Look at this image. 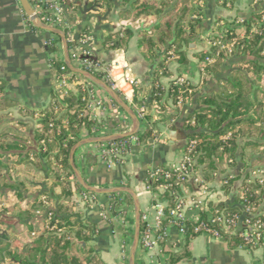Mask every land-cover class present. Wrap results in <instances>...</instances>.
Wrapping results in <instances>:
<instances>
[{
  "label": "trees",
  "instance_id": "obj_1",
  "mask_svg": "<svg viewBox=\"0 0 264 264\" xmlns=\"http://www.w3.org/2000/svg\"><path fill=\"white\" fill-rule=\"evenodd\" d=\"M67 1L68 4H66V0L56 2L41 0V4H39L37 0H27L31 6L39 4L38 6H41L40 17L45 18L50 16V8L53 5L63 6L61 23L58 25L52 23L51 25L53 29L62 32L69 61L74 64V54H77V49L79 51V44L78 40L70 38V34L73 12L78 7V0L77 2L76 0ZM167 1L171 2L168 5L170 13L175 12L177 7H181L178 15L170 22H161L156 27V32L142 34L138 41L139 47L142 48L141 51L147 59L157 58V51L161 56L152 72L146 106L138 98L140 88H134L132 103L138 108L144 107L145 112L143 117L136 116L141 128L133 137L139 145H144L149 140L156 141L158 132L155 129L152 112L167 127H171L169 123L173 119L172 111H178L181 105L193 103L194 108L185 119V123H187L185 130L187 131V141L194 140L196 143L195 171L201 169L206 176V181L203 180L205 183L211 182L219 174H225L223 179L227 181V184L220 187L225 195L232 194V189H236V194H232L233 202L229 206H225L224 203L209 205L208 212H200V219L203 220L217 210L238 212L240 205L245 203L263 210L261 207L264 204V175L260 179H252L250 173L257 170L264 172V21L262 20L264 9L251 14L248 19L238 20L236 26L229 24L228 27L223 28L225 33L222 40L236 39L231 53H228V50H221L217 45V37L213 36V33L219 30L217 24L221 19L214 18L207 37L209 41L207 50H202L194 57L198 60L200 74L204 75L203 82L216 76L225 61L230 62L232 71L226 81L218 82L223 86L220 88L219 85L217 92L207 93L202 92L199 90V86H193L188 81L182 83L173 81L166 89L159 83L160 77L169 76L167 71L169 61L174 60L179 64L187 63L183 48L196 37V28L199 27L201 30L202 23L206 20L198 11L199 6H196L198 0ZM122 2L131 4L135 12L133 16L135 19L141 16L148 17L157 12L155 0H122ZM90 5L88 4V6ZM106 5L107 7L111 6L109 3ZM193 15H195L194 19L191 18ZM23 16L31 31L38 30L26 15ZM253 27L254 31H252ZM238 29L243 32V38H239ZM49 34L53 41L49 46H46V49L48 53L55 55L49 60V74L52 82L50 101L42 109L28 112L25 110L23 113L31 117L34 116L36 119L32 137L25 139L32 143L34 149H28V146L22 143L20 137L17 136L10 142L11 144H5L6 140L2 139L0 157H5L7 153L17 156L19 164L28 161L29 156L32 157L33 168L46 172V177L52 182V187L59 186L61 190L54 200L52 198L47 200V206L40 216L32 214V216L23 218L24 213L9 216L3 212L0 214V224L11 228L13 223L21 222L28 230L37 224L54 226L55 229L52 233L42 234L30 244L19 246L15 250L11 249L8 243L1 244V239H6L3 234L0 236V260L7 258L12 264H103L96 254L95 246L90 245L93 237L97 235L95 226L83 220L80 213L75 212L73 201H71L73 193L70 187L72 184L80 192L89 194L93 199L88 202L87 207H91L95 195L84 191L74 178L69 163V154L72 148L82 140L84 132L91 137L99 131L98 129H101L99 124L90 118L91 114L86 103L87 91L93 88L94 84L85 81L78 73L68 69L64 61L56 56L61 53L58 45L62 41V37L54 33ZM81 34L87 33L82 32ZM131 36L130 30L122 29L118 33L105 36L103 46L110 50H119L126 46ZM206 58L213 59V62L206 63ZM62 66H65V73L69 75V81L75 83V95H63L56 91L55 81L62 75L60 72ZM88 73L109 87L112 86L104 74L91 70ZM3 91L4 84L0 81V113L15 106L3 97ZM111 104L115 105L113 102ZM19 111L21 112L20 109ZM0 117H4V115L0 114ZM4 122H1L0 126ZM125 131L126 128L118 117L107 116L105 118L104 135L123 134ZM3 136L5 135L3 134ZM128 140L129 138L125 137L110 142H128ZM42 142L44 144H41ZM128 149L127 146L124 154ZM245 156H247L246 160ZM236 157H239L240 162L243 163L238 175L232 174L237 166ZM159 169L161 170L159 177L150 180L148 173L145 180L146 188L153 195L152 204L156 203V199L166 201L164 216L155 236L164 256V264H177L190 258L191 240L201 234L194 231L196 225L192 222H180L170 216V210L175 206L176 196H181L186 188H191L190 184L186 183L180 187L182 183L177 180L178 173L168 171L166 167ZM231 171L232 173H229ZM165 174H168V178L163 177ZM4 179L7 186L4 191L0 192V196L12 195L15 200H21L23 203H27L26 205H32L33 208L40 205L39 197L25 202L22 183L17 184L11 178ZM249 179L251 181L247 184ZM159 187H165L161 195L157 193ZM23 211L27 212V210ZM257 219L264 222V217L261 216H255L252 221ZM171 225L182 237L181 247L176 253L165 250L167 242L165 230ZM142 232H144V225L141 223L139 236ZM261 232L260 244L264 241V227ZM222 235L230 249L240 247L252 252L256 248L246 245L237 236Z\"/></svg>",
  "mask_w": 264,
  "mask_h": 264
},
{
  "label": "crops",
  "instance_id": "obj_2",
  "mask_svg": "<svg viewBox=\"0 0 264 264\" xmlns=\"http://www.w3.org/2000/svg\"><path fill=\"white\" fill-rule=\"evenodd\" d=\"M236 2L238 4L235 7L226 9L221 6L220 0L197 1L198 11L206 20L203 21L201 30L199 27L196 28V37L183 48L187 63L179 64L174 60L167 63L169 76L159 79L163 88H168L173 81L181 80L188 81L193 86H199V90L207 93L217 92L219 85L220 88L223 86L218 82L226 81L232 71L230 62L223 63L221 71L216 76L209 77L210 79L203 82L204 75L200 74L198 60L194 55L205 50L203 39L210 21L215 17L229 21L236 17L248 19L257 11L254 0H236ZM68 3L66 0V4ZM106 3L111 6L107 7ZM155 3L157 4L155 14L135 19L131 4L123 3L122 0H78V7L73 12L75 23L71 22L70 38L77 41L82 32L88 34L91 38L88 48L95 58L109 66L112 89L135 116L141 107L138 108L132 103L134 88H140L138 98L146 106L152 72L161 56L157 51V58L147 59L138 41L142 34L156 32L155 29L161 22L172 21L181 10L179 6L175 12L170 13L168 5L171 2L167 0H155ZM88 4L91 5L88 6ZM23 15L25 14L19 0H0V81L4 84L3 97L15 105L3 112L5 122L0 126V133L5 135L3 136V140H6L5 144H11L10 142L17 135L28 149H34L32 143L25 139L32 137L36 119L34 116L23 113L25 110L28 112L42 109L50 101L52 82L49 74L50 56L46 49V42L51 35L40 29L31 31ZM122 29L130 30L132 35L126 46L119 50L105 48L103 46L105 36L118 33ZM61 46L63 48V44ZM71 66L74 67L76 64ZM75 92L73 85L68 95H75ZM117 108L124 117L128 118L126 122L130 125L129 132H131L134 129L133 121L122 109ZM193 108L192 103L181 105L178 111H172L173 119L169 123L171 127H167L152 112L155 129L158 132L157 140H149L144 145H132L125 154L116 156L110 167L99 162L96 156L98 147L104 143L84 144L76 150L78 152H75L73 162L81 178L90 188L106 191L105 194L90 192L95 195L94 202L81 214L83 220L95 226L97 235L93 237L90 245L95 246L96 254L103 264H164V256L157 243L152 249L144 250L138 240L137 247L134 253L132 252L136 211L138 210L139 213L140 224H143L142 216L146 215L148 223L155 227L152 218L153 195L146 188L145 180L150 171L169 167L178 162L187 142L185 119L191 114ZM91 137L84 132L82 140ZM5 158L10 164L14 159H19L8 153ZM28 159L32 161V157L29 156ZM235 161L237 166L233 173L232 171L229 173L238 175L243 163L240 162L239 157H236ZM38 172L41 174L39 178L41 177L43 183L50 181L46 179L44 171ZM197 172L200 177L202 176L201 179L206 181V176L201 169ZM224 175L219 174L207 183L211 206L218 203L229 206L233 202L232 194L225 195L220 189V182ZM4 176L6 179L9 178V174ZM74 178L76 179L75 175ZM41 185L44 186V184ZM70 187L73 193L71 201L77 208L75 212L81 213L80 191L72 184ZM162 192L161 189H157L158 194L161 195ZM183 196L188 197L185 194ZM183 215L192 219L196 212L187 205ZM13 227L15 225L9 229ZM165 235L167 236L165 250L178 252L181 247V234L171 225L166 228ZM177 264H264V241L249 252L240 247L230 249L224 240L199 235L191 240L190 258Z\"/></svg>",
  "mask_w": 264,
  "mask_h": 264
},
{
  "label": "built area",
  "instance_id": "obj_3",
  "mask_svg": "<svg viewBox=\"0 0 264 264\" xmlns=\"http://www.w3.org/2000/svg\"><path fill=\"white\" fill-rule=\"evenodd\" d=\"M37 3L41 4V0H37ZM29 4V3H28ZM30 6L31 10L33 11V21L35 25L42 27V28H53L51 25L52 23L58 25L61 23V15L64 12L63 6L59 4H55L50 8V16L40 17L41 16V6ZM28 18V17H27ZM29 20V18H28ZM30 21V20H29ZM53 41V38L48 39L46 42V46ZM91 38L88 34H82L78 40L79 44V51L77 49V54H74V69L77 71H84L89 72H99L104 74L106 79L110 82V69L102 61L95 58L92 51L88 48L90 44ZM62 41L58 45L61 53L59 56L61 60L63 59V48L61 46ZM207 46H209V42H207ZM214 45V44H211ZM217 45L220 46V42L217 41ZM233 45L222 46L221 48L224 50H228V53H231L233 50ZM50 59L54 58L53 53H48ZM206 63L210 64L213 62V59L206 58ZM60 72L62 75L57 77L55 84H56V91L63 95H68L69 89L75 83L69 81V75L65 73V66L60 68ZM81 76V75H80ZM85 81H90L84 78ZM183 81H179L178 83H182ZM111 83V82H110ZM112 85V84H111ZM75 86V85H74ZM112 88V86H111ZM87 108L91 114V119L96 121L99 124L101 129L97 133L91 137H105L111 135H104L105 131V118L107 116H116L120 120H122L126 131L123 134H127L130 131V125L125 121L126 117H124L116 107V105L111 104L112 101L109 97L104 93L99 87L94 85L93 88L87 91ZM138 117H143L144 115V108L141 107L137 112ZM51 128V126H49ZM119 133L112 134L118 135ZM128 142H110L116 140H110L100 147H98L96 156L99 162L110 167L113 163V159L116 156H120L124 154L125 148L128 146L129 148L137 144L136 139L132 137H128ZM41 144H44L43 142ZM128 144V145H127ZM195 141H187L185 147L181 153V156L178 162L174 165L166 167L168 171H174L178 173L177 180L180 185L183 186L186 183L190 184L191 188H186V190L182 193L181 196H176L175 206L173 209L170 210V216H172L175 220L180 222H192L195 224L194 231L201 235L207 236L209 238H215L223 240L222 234H228L231 236L239 237L243 243L246 245H250L252 247H257L260 245L262 239V228L264 227V222L261 219H257L252 221L255 216L264 217V204L261 209H257L253 207L249 203L241 204L240 209L238 212H226L224 210H217L214 213H211L203 220L200 219V212H208L209 210V191H208V184L205 183L199 176V174L195 171L196 166V151H195ZM126 153V152H125ZM230 162V161H229ZM161 173L160 169H155L149 172V179L153 180L156 177H159ZM264 175L263 171L257 170L250 173V177L260 179ZM164 178H168V174L163 175ZM250 179L247 180V184L250 183ZM259 183L261 184L262 181L260 180ZM227 181L224 179L221 180L220 185H226ZM162 191H164L165 187H159ZM183 189V188H182ZM232 194H236V189L233 188L231 191ZM183 194L187 195L186 198ZM80 198L84 201H91L93 198L86 193H82ZM156 203L153 205L152 211V218L155 222V227L153 228L148 223V217L146 215L142 216V222L144 224V232L139 236L140 246L144 250L152 249L155 244L157 243V238L155 236V232L159 229V224L161 219L164 216V208L166 206L165 200H158L156 199ZM189 205L195 212L196 215L192 218H186L183 215V212L186 206ZM39 213V212H37ZM152 227V228H151ZM48 228V227H47ZM51 230H54L55 227L51 226ZM182 232V231H181ZM32 236L34 233L31 234Z\"/></svg>",
  "mask_w": 264,
  "mask_h": 264
},
{
  "label": "rangeland",
  "instance_id": "obj_4",
  "mask_svg": "<svg viewBox=\"0 0 264 264\" xmlns=\"http://www.w3.org/2000/svg\"><path fill=\"white\" fill-rule=\"evenodd\" d=\"M220 4L222 7H223V4H225L224 8L231 9L235 7L238 3L236 2V0H220ZM254 4L256 5V8H257V11L254 13L261 12L264 9V0H254ZM191 18L194 19L195 15H193ZM238 20L240 19L237 17L230 21L221 19V21L217 24L219 27V30L217 32L215 31V33H213V36L217 37V41H219L222 46H227L231 44L234 46V44L236 43L235 38L234 39L232 38L229 41H224L222 39L225 33L224 32L225 30L223 28L228 27L229 24H232V25L234 24L236 26L237 22H239ZM262 20L264 21V14L262 15ZM213 21L214 19L210 21L208 25V30L206 31V36L203 39L206 50L208 47L207 42H209L207 40V37L209 36V28H210V24ZM238 30H239L238 32L239 38H243V32L241 31V29H238ZM254 30L255 28L253 27L252 31ZM221 45L219 46L220 49L224 50L221 48ZM168 103H169V100H168ZM0 114H3V113H0ZM2 120L4 121L5 119L3 117H0V123L3 122ZM2 139H3V134L0 133V142H2L1 141ZM246 158L247 156H245V159ZM0 162H1L0 164V192L6 189L7 184L5 183L4 175L9 174V178L13 179L17 184L22 183L24 185L23 197L25 198V202L29 201V199L38 198V197H39L38 199L40 202V205H36L33 208L32 205L30 206L26 205L27 203H23L21 200H15L12 195H8V194H5L3 196L1 195L0 196V214H3L4 212L6 215L16 216L18 213H24L23 218H26L27 216H30V215L32 216V214H34V216H40L42 214L43 209H45L47 206V200L49 198H52V200H54V197L58 196V194L60 193L61 189L59 186L52 187L51 181H49L48 183L46 181H44V183L43 181H41V177L39 178L41 174L40 172H38L39 170L38 171H36V169L34 170L33 166L31 165L32 161L28 160V161H25L19 164L17 163L18 161L14 159V161H12V163L10 164V162L6 161L5 157H0ZM45 175H47V173ZM41 184H44V186H42ZM81 194L82 192H80V195ZM43 195H46L48 198L46 197V199H43L45 198ZM80 200L82 201V204H81L82 208L80 206V211H81L80 215H81L82 212L85 211V209H89L90 207H87L88 203H86V201H84L83 198L82 199L80 198ZM80 203H77V204H80ZM76 209L77 208H75V210ZM23 210H27V212H24ZM13 225H15V227H13L12 229H9V227H5L4 225L0 224V236H2L3 234L6 236V239H1L2 241L1 244L2 245L5 243L10 244V248L13 250H15L16 248H19V246L22 247L25 244H30L32 241L36 240L42 234L53 232V230L50 229L51 226H48V225L44 226L42 224H37V225H34V227L31 230H28L21 222L13 223ZM32 233H34L33 236L31 235ZM0 264H12V263L8 261L7 258H5V260H0Z\"/></svg>",
  "mask_w": 264,
  "mask_h": 264
},
{
  "label": "water",
  "instance_id": "obj_5",
  "mask_svg": "<svg viewBox=\"0 0 264 264\" xmlns=\"http://www.w3.org/2000/svg\"><path fill=\"white\" fill-rule=\"evenodd\" d=\"M20 6L24 12V14L29 18L31 24L40 30L46 31L48 33H54V34H58L62 37V44H63V55H64V63L65 65L68 67V69H70L73 72L78 73L79 75H81L83 78L90 80V82H92L94 85H96L97 87H99L104 93L107 94V96L109 97V99L120 109H122L126 115L133 121L134 123V129L127 133V134H118V135H111V136H105V137H97V138H89L86 140H81L79 143H77L72 150L70 151L69 154V163L71 165V168L73 170V173L78 181V183L80 184V186L88 191V192H93L96 194H105L106 191L105 190H98V189H93L90 188L85 182L84 180L81 178V176L79 175L77 169L74 166V162H73V157L74 154L76 152V150L81 147L84 144H95V143H106L110 140H118V139H122L125 137H132L134 136L138 129H139V122L136 118V116L130 111V109L126 106V104L120 99L119 95L111 88L109 87L106 83H104L103 81H100L96 78H94L91 74L84 72V71H77L75 70L72 66L71 63L69 61L68 58V52H67V47L65 44V39L64 36L62 34V32L53 29V28H42L39 27L37 25H35L34 21H33V11L31 10L27 0H19ZM136 228H135V235H134V246H133V250L132 252L134 253L136 247H137V243L139 240V228H140V223H139V213L138 210L136 211ZM133 260V258H132Z\"/></svg>",
  "mask_w": 264,
  "mask_h": 264
}]
</instances>
